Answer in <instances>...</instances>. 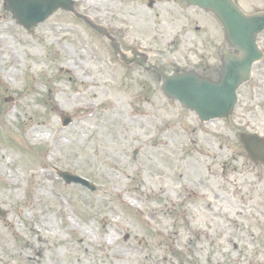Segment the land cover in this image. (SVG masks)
Listing matches in <instances>:
<instances>
[{
	"label": "rangeland",
	"instance_id": "374dc122",
	"mask_svg": "<svg viewBox=\"0 0 264 264\" xmlns=\"http://www.w3.org/2000/svg\"><path fill=\"white\" fill-rule=\"evenodd\" d=\"M74 1L115 37V0ZM237 1L248 12L264 8V0ZM145 20L143 30L132 23L142 41L127 34L121 48L163 54L158 37L152 48L148 40L166 27ZM196 20L194 39L195 26H207L223 43L218 23ZM259 45L264 52V33ZM254 70L234 113L203 124L167 100L156 78L123 67L108 40L67 12L28 32L0 0V264H242L256 256L264 224L244 222L238 205L252 197L264 219V192L224 184L219 197L230 205L212 198L222 163L254 170L238 143L241 132L264 136V60ZM62 115L73 119L67 127ZM56 170L96 190L67 185ZM254 179L246 174L245 184ZM214 230L224 232L223 249Z\"/></svg>",
	"mask_w": 264,
	"mask_h": 264
},
{
	"label": "water",
	"instance_id": "95a60500",
	"mask_svg": "<svg viewBox=\"0 0 264 264\" xmlns=\"http://www.w3.org/2000/svg\"><path fill=\"white\" fill-rule=\"evenodd\" d=\"M190 5L205 10L221 25L227 45L239 52V56L224 53L217 81L210 80L192 70L165 74L155 68L160 79V90L166 98L177 101L193 112L201 122L228 118L237 104V89L249 79L251 65L263 58L256 40L264 31V11L245 14L233 0H186ZM72 11L70 0H4V10L19 26L33 31L57 9ZM89 23L84 17L79 16ZM115 53L119 49L115 48ZM62 126L71 123L66 115L61 116ZM240 143L249 159L264 163V138L253 134L241 135ZM66 184L95 188L84 179L67 172H56ZM0 216L3 212L0 210Z\"/></svg>",
	"mask_w": 264,
	"mask_h": 264
},
{
	"label": "flooded vegetation",
	"instance_id": "af4514ba",
	"mask_svg": "<svg viewBox=\"0 0 264 264\" xmlns=\"http://www.w3.org/2000/svg\"><path fill=\"white\" fill-rule=\"evenodd\" d=\"M116 11L114 12V32L115 37H113L115 43L119 46L120 50L126 55V68L134 69L135 71H141L146 79L150 80V77L156 76L151 70L153 66H159L163 68L167 67H178L180 65L187 66H195V70L200 74L206 75L212 79L217 78V71L221 62L223 51H228L232 55H237L238 52L227 47L225 40L223 39V43H218L217 33L213 29H207V26L197 27L195 26L194 32H196L197 36H192L190 31L191 25H197L196 16L198 14H202L204 16H208L210 19L213 17L207 13H203L194 7L189 6L185 0H115ZM149 12L152 14L149 17ZM146 18L151 19V23L156 30L159 28L166 27V32L163 34H159V32H154L155 37L150 38L149 48L156 46L157 38L160 39L162 43V47L164 50L163 54L146 52L140 50L139 47H130L127 51H123L121 48L122 40L127 37V34H132L134 38V42L138 44V40L135 34L131 32L132 23L136 24V26L143 30L147 26ZM159 19L158 24L156 25V21ZM214 20V19H213ZM150 22H148V25ZM163 33V32H162ZM188 35L192 39L190 40V46L184 47V37ZM194 39V41H193ZM142 41V40H141ZM120 43V44H119ZM144 43V42H143ZM155 55V56H154ZM173 72V69L169 71V73ZM150 76V77H149ZM244 85L243 87H245ZM241 87V89L243 88ZM234 131V130H233ZM233 131H230V135H234ZM239 135V134H238ZM248 160V159H247ZM249 162V161H248ZM221 164L219 171L215 174L216 185L219 187L214 190V194L212 193V198L216 199L215 206H219L221 204H225L222 202L224 197L220 195V190L224 194L222 190L223 185L233 186L234 183H239V187H247L250 192H264V165L260 164H252L254 170L252 171H244V165L241 168H232L231 164ZM232 168V169H231ZM246 174H253L255 176L254 181H250L249 184H245ZM262 184V187L260 185ZM226 197V196H225ZM229 198V196L227 195ZM264 197L261 196L260 199ZM230 199V198H229ZM253 198L250 197L248 201L244 199L238 207L241 209L238 212L239 216H244L243 221L249 222L252 221L253 224L259 225L260 223L264 224L263 216L260 214H255L253 211L255 204L251 203ZM230 205V204H225ZM212 213L213 204H212ZM244 210H249V217L243 213ZM224 214H221V217ZM255 226L258 228V226ZM223 227L225 225H220L218 228ZM222 230H214L213 234L219 238V246L223 249L226 242L223 239ZM242 237H251L252 242L257 241V239L253 236V234L249 233V235L244 232H239ZM258 242V254L254 256L251 254V257L248 258V261L242 262V264H264V237L261 239V244ZM234 249L237 250L234 245ZM233 251H231L232 253ZM232 263L240 264L239 258L230 259Z\"/></svg>",
	"mask_w": 264,
	"mask_h": 264
},
{
	"label": "bare ground",
	"instance_id": "6f19581e",
	"mask_svg": "<svg viewBox=\"0 0 264 264\" xmlns=\"http://www.w3.org/2000/svg\"><path fill=\"white\" fill-rule=\"evenodd\" d=\"M11 176H12V175H11ZM35 232L39 235L40 238L42 237V236L40 235L39 231H35ZM112 235H113V232H112V233L109 232L107 238H108V239H111V236H112ZM5 239L7 240V238H5ZM111 240H112V239H111ZM111 240H110V241H111ZM83 241H84V240L80 241V244H81V245L84 244Z\"/></svg>",
	"mask_w": 264,
	"mask_h": 264
}]
</instances>
